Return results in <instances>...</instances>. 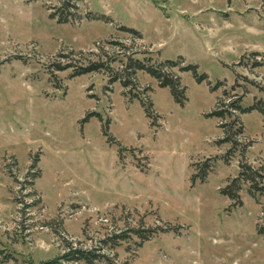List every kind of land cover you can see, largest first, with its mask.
I'll use <instances>...</instances> for the list:
<instances>
[{
	"label": "rangeland",
	"instance_id": "374dc122",
	"mask_svg": "<svg viewBox=\"0 0 264 264\" xmlns=\"http://www.w3.org/2000/svg\"><path fill=\"white\" fill-rule=\"evenodd\" d=\"M179 56L208 75L166 67L184 104L126 68ZM68 60L109 71L71 77ZM261 98L264 0H0V264H88L71 245L95 264H264V195L221 192L241 160L264 164V116L233 106Z\"/></svg>",
	"mask_w": 264,
	"mask_h": 264
},
{
	"label": "trees",
	"instance_id": "16d2710c",
	"mask_svg": "<svg viewBox=\"0 0 264 264\" xmlns=\"http://www.w3.org/2000/svg\"><path fill=\"white\" fill-rule=\"evenodd\" d=\"M51 17L57 19L59 23H67L71 20L69 17L58 16V14L55 13L51 14ZM122 29L134 33L140 38H143L141 32L134 28L124 26ZM69 56H70L69 54L63 55V57L66 58ZM128 59L129 62L126 67L128 71H132L131 73H134L137 70H144L148 72L150 75H152L159 81L160 86L170 87L176 101L181 104H184L185 101L187 100V94H186L187 88L181 83V78L178 76L175 78L174 74L171 71L167 70L166 67L169 66L172 68L180 65L181 71H192L194 76L199 82L208 79V75L206 73L200 74L198 72V66L196 64L186 63V59L183 56H179L177 59H166L164 62H161L159 66H156L155 64H149L144 60H140L138 58L135 59L133 57H128ZM55 67L58 71H63L69 68L73 69L71 77L79 76L90 72H102V71H106V69L108 70L107 68L108 66L104 62H100L96 60H88L86 64H77L72 60H68L65 63L59 62L58 64H55ZM110 78H111V83L120 79V77H116V76H112ZM122 81L125 87H129L130 85L129 82H127L126 80H122ZM56 86L60 87L62 85L57 84ZM217 88H219L218 85L212 87V89H217ZM133 97H137V96H133ZM141 101L143 103V106L145 107L147 115L151 117L153 119L152 121L154 122L155 117L153 113V103L151 101L145 102L143 99H141ZM233 106L235 110H239L242 113L250 112L252 110H258L264 116V98L258 99L250 106L245 107L242 106L241 104H233ZM230 110L231 109H229V107H227L224 111L214 109L208 115L216 116L218 118H224L226 114L229 113ZM94 114L90 113L88 117ZM241 133H243L242 126L238 128V130L225 129L226 137L225 139L223 138L220 143H225L230 141L233 143L235 141V137H237ZM105 134L110 138L111 141H116L115 138L110 135L108 131V127L105 130ZM231 151L232 150H229L228 154H231ZM212 166L213 165L209 164L208 162L207 163L205 162L203 170H201L199 174L196 173L195 177H199V179L204 181L207 178L209 171H211ZM239 167L240 170L238 175L234 177L232 180H230L229 183L221 190V192L224 195L228 196L233 201L232 205L234 207L243 204L241 190L243 189L244 184H248V193L251 196L256 197L258 194L264 195V164L255 165L252 162H249L248 159H243L240 161ZM151 232L156 233L157 231L152 230ZM259 233L264 235V228H260ZM136 234L140 235V237L144 239L148 238V236H142V234H140V230H136ZM95 251H98V248L93 247L90 249H85L83 247H76L71 245L69 246L67 252L63 255V257L68 260H75V261L86 260L88 264H95V262L92 260V254L95 256L94 254ZM56 263H57L56 259L47 262V264H56Z\"/></svg>",
	"mask_w": 264,
	"mask_h": 264
}]
</instances>
